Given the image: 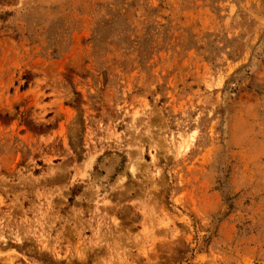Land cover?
Masks as SVG:
<instances>
[{
    "label": "rangeland",
    "instance_id": "1",
    "mask_svg": "<svg viewBox=\"0 0 264 264\" xmlns=\"http://www.w3.org/2000/svg\"><path fill=\"white\" fill-rule=\"evenodd\" d=\"M0 264H264V0H0Z\"/></svg>",
    "mask_w": 264,
    "mask_h": 264
},
{
    "label": "bare ground",
    "instance_id": "2",
    "mask_svg": "<svg viewBox=\"0 0 264 264\" xmlns=\"http://www.w3.org/2000/svg\"><path fill=\"white\" fill-rule=\"evenodd\" d=\"M132 164H133V163H132ZM132 164H131V165H132ZM132 169H133V168H132Z\"/></svg>",
    "mask_w": 264,
    "mask_h": 264
}]
</instances>
